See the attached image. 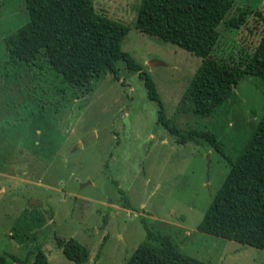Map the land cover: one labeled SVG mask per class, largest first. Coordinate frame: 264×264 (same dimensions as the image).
Listing matches in <instances>:
<instances>
[{"label":"rangeland","instance_id":"1","mask_svg":"<svg viewBox=\"0 0 264 264\" xmlns=\"http://www.w3.org/2000/svg\"><path fill=\"white\" fill-rule=\"evenodd\" d=\"M233 1L225 20L241 23L217 27L212 54L221 63L242 64L264 30V0ZM139 3L93 0L97 13L130 27L120 47L148 72L169 125L212 131L224 155L204 140L176 142L157 121L158 103L148 98L143 80L123 60L116 62V77L105 74L90 92L73 95L68 89L61 94V76L51 75L37 79L41 92L32 74L25 76L23 65L9 58L3 43L26 21L22 0H0L3 264H30L38 248L51 264H71L57 245V238L68 237L89 248L84 264H125L146 240L141 217L155 232L168 234L180 251L203 261L264 264V249L198 230L229 161L241 153L263 115L264 80L242 74L212 115L178 112L201 57L136 29ZM115 181L133 209L122 206Z\"/></svg>","mask_w":264,"mask_h":264},{"label":"trees","instance_id":"2","mask_svg":"<svg viewBox=\"0 0 264 264\" xmlns=\"http://www.w3.org/2000/svg\"><path fill=\"white\" fill-rule=\"evenodd\" d=\"M22 3L26 21L4 37L3 43L9 58L23 65L25 76L32 74L33 84L41 92L43 84L37 79L48 75L61 76V94L68 89L73 95L90 92L93 82L105 74L116 77V62L123 60L126 68L137 72L143 80L148 98L158 103L157 121L176 142L199 144L204 140L224 155L223 144L212 131L197 128L181 131L169 125L148 72L120 47L130 28L127 24L97 13L93 0H22ZM233 3V0H140L136 29L201 57L177 104L178 112L212 115L230 96L242 74L264 80V30L242 64L221 63L212 54L220 35L217 27L222 22L233 27L241 23L239 19L225 20ZM22 86L26 88L25 84ZM229 164V171L206 208L198 230L264 249V112L241 153ZM117 190L122 206L133 209L118 185ZM108 216V212L103 214L102 228ZM140 220L146 240L137 245L125 264H213L180 251L168 234L152 230L145 217ZM57 245L71 264H84L89 259V248L75 237L57 238ZM30 264L51 263L38 248Z\"/></svg>","mask_w":264,"mask_h":264},{"label":"water","instance_id":"3","mask_svg":"<svg viewBox=\"0 0 264 264\" xmlns=\"http://www.w3.org/2000/svg\"><path fill=\"white\" fill-rule=\"evenodd\" d=\"M157 62L156 61H149V64H152V65H154V64H156ZM207 167H208V164H207ZM34 201H36V200H32V202H34ZM31 202V203H32Z\"/></svg>","mask_w":264,"mask_h":264}]
</instances>
